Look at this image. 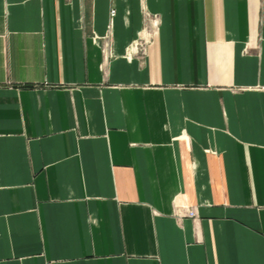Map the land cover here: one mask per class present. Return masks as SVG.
<instances>
[{
	"label": "crops",
	"instance_id": "crops-1",
	"mask_svg": "<svg viewBox=\"0 0 264 264\" xmlns=\"http://www.w3.org/2000/svg\"><path fill=\"white\" fill-rule=\"evenodd\" d=\"M0 264H264V0H0Z\"/></svg>",
	"mask_w": 264,
	"mask_h": 264
},
{
	"label": "built area",
	"instance_id": "built-area-1",
	"mask_svg": "<svg viewBox=\"0 0 264 264\" xmlns=\"http://www.w3.org/2000/svg\"><path fill=\"white\" fill-rule=\"evenodd\" d=\"M115 13H116V9L112 8L111 9L110 31L105 37V44H104V47H103V51H104L105 56L113 55V47H112V41H111V38H110V34H111V28H112V19H113ZM146 16L149 17V21L152 24V26H156L158 24V19H156L155 16L154 17L151 16L149 12L146 13ZM133 46H134L133 50L136 49L137 51H139L140 50V46L143 47V42L139 41V42L135 43ZM188 214L194 216L195 212L193 210H189Z\"/></svg>",
	"mask_w": 264,
	"mask_h": 264
}]
</instances>
